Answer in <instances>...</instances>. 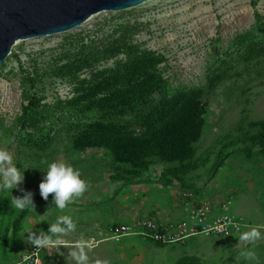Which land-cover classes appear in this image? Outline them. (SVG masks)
Wrapping results in <instances>:
<instances>
[{
    "label": "rangeland",
    "instance_id": "374dc122",
    "mask_svg": "<svg viewBox=\"0 0 264 264\" xmlns=\"http://www.w3.org/2000/svg\"><path fill=\"white\" fill-rule=\"evenodd\" d=\"M153 1L19 40L0 65V149L24 172L0 193V264H75L70 253L81 247L88 264H264V0H206L200 17L196 7L179 12L187 0ZM130 59L163 77L165 96L99 111L124 98L122 83L100 85ZM52 162L88 183L63 212L40 195ZM21 189L33 193L31 211L11 205ZM202 204L215 218L227 206L240 229L173 244L111 239L140 221L180 222ZM60 215L77 225L63 246L27 242L26 228L47 231ZM253 228L261 239L239 243ZM246 249L255 260L240 256Z\"/></svg>",
    "mask_w": 264,
    "mask_h": 264
},
{
    "label": "clouds",
    "instance_id": "9594fccd",
    "mask_svg": "<svg viewBox=\"0 0 264 264\" xmlns=\"http://www.w3.org/2000/svg\"><path fill=\"white\" fill-rule=\"evenodd\" d=\"M42 182L39 185L40 195L48 201L52 195V205L55 209L63 212L69 205L73 204L77 198L83 195L88 189V183L81 179L79 170L71 165L62 162H52L48 164ZM24 181V172L21 174L19 168L13 164V158L9 151L0 149V193L11 192ZM21 191H24L21 189ZM11 205L15 211H31L35 208L33 202V193L24 191L22 197H12ZM47 231L40 229L38 232L29 227L25 229L28 243L38 250L48 249L50 247H61L65 243L64 237L75 232L77 225L69 215H60L56 217L55 222L48 223ZM261 239V234L255 228L242 233L239 243H254ZM75 264H88V257L83 247L79 251L70 253ZM240 256L246 261L256 259L255 252L246 249L240 252Z\"/></svg>",
    "mask_w": 264,
    "mask_h": 264
},
{
    "label": "water",
    "instance_id": "95a60500",
    "mask_svg": "<svg viewBox=\"0 0 264 264\" xmlns=\"http://www.w3.org/2000/svg\"><path fill=\"white\" fill-rule=\"evenodd\" d=\"M149 0H0V65L19 40L64 33L103 11Z\"/></svg>",
    "mask_w": 264,
    "mask_h": 264
},
{
    "label": "built area",
    "instance_id": "2783aa9c",
    "mask_svg": "<svg viewBox=\"0 0 264 264\" xmlns=\"http://www.w3.org/2000/svg\"><path fill=\"white\" fill-rule=\"evenodd\" d=\"M227 213L228 208L224 206L221 215L215 218L211 206L202 204L186 211L185 218L180 222L159 225L154 221H140L116 228L111 239L136 236L157 244H173L201 235L228 237L238 231L241 225Z\"/></svg>",
    "mask_w": 264,
    "mask_h": 264
},
{
    "label": "trees",
    "instance_id": "16d2710c",
    "mask_svg": "<svg viewBox=\"0 0 264 264\" xmlns=\"http://www.w3.org/2000/svg\"><path fill=\"white\" fill-rule=\"evenodd\" d=\"M144 60H140L137 62L136 60H128L124 65L120 68V77H111L104 80V83L100 85L101 91H105L104 89L109 88L115 83L123 84V92L121 95L124 96L122 99L117 101V105L114 106L115 97L110 100L107 98L105 100V105H101L98 107L99 111L107 112L111 116L112 113L116 112V108L121 109L122 111H131L138 109L140 107H149L154 103V96L157 94L165 96L166 93V81L161 76H154L149 73L147 70L142 69L145 68ZM147 71V72H146ZM140 74V75H138ZM120 79V80H119ZM130 89L126 91L125 89ZM100 103H104V100ZM31 104L34 105L32 102Z\"/></svg>",
    "mask_w": 264,
    "mask_h": 264
},
{
    "label": "bare ground",
    "instance_id": "6f19581e",
    "mask_svg": "<svg viewBox=\"0 0 264 264\" xmlns=\"http://www.w3.org/2000/svg\"><path fill=\"white\" fill-rule=\"evenodd\" d=\"M162 2H167L168 0H161ZM157 1L154 0L153 2L151 3H154ZM188 2V5L187 6H183L179 12H189V11H192L195 7H196V11L194 12V16L196 17H200L202 15H204V11L200 9V5L201 4H206L207 1L206 0H187ZM209 13H211L212 11H208ZM174 14V13H172ZM172 16V15H171Z\"/></svg>",
    "mask_w": 264,
    "mask_h": 264
}]
</instances>
